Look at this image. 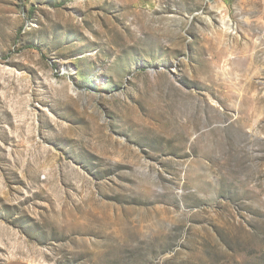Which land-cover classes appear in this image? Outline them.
Wrapping results in <instances>:
<instances>
[{
  "label": "rangeland",
  "instance_id": "obj_1",
  "mask_svg": "<svg viewBox=\"0 0 264 264\" xmlns=\"http://www.w3.org/2000/svg\"><path fill=\"white\" fill-rule=\"evenodd\" d=\"M0 264H264V0H0Z\"/></svg>",
  "mask_w": 264,
  "mask_h": 264
}]
</instances>
